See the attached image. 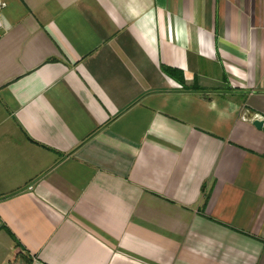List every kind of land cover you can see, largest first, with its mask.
Segmentation results:
<instances>
[{
  "label": "crops",
  "instance_id": "obj_1",
  "mask_svg": "<svg viewBox=\"0 0 264 264\" xmlns=\"http://www.w3.org/2000/svg\"><path fill=\"white\" fill-rule=\"evenodd\" d=\"M256 118L264 0H0V264H264Z\"/></svg>",
  "mask_w": 264,
  "mask_h": 264
},
{
  "label": "trees",
  "instance_id": "obj_2",
  "mask_svg": "<svg viewBox=\"0 0 264 264\" xmlns=\"http://www.w3.org/2000/svg\"><path fill=\"white\" fill-rule=\"evenodd\" d=\"M163 71H164L165 73H167V74L169 73V70H167V69H163ZM241 101L243 102V101H244V98H241ZM14 240H15V242H16V246H17L18 248H22L21 245L19 244V242H18L16 239H14ZM21 250H22V249H21ZM20 258H21L23 264H30V262H31L29 256L26 255V254H25V255H21Z\"/></svg>",
  "mask_w": 264,
  "mask_h": 264
},
{
  "label": "water",
  "instance_id": "obj_3",
  "mask_svg": "<svg viewBox=\"0 0 264 264\" xmlns=\"http://www.w3.org/2000/svg\"><path fill=\"white\" fill-rule=\"evenodd\" d=\"M252 126L258 130V131H263L264 132V118H256L252 120Z\"/></svg>",
  "mask_w": 264,
  "mask_h": 264
}]
</instances>
